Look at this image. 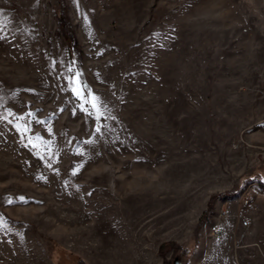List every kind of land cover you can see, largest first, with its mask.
<instances>
[{
	"label": "rangeland",
	"instance_id": "1",
	"mask_svg": "<svg viewBox=\"0 0 264 264\" xmlns=\"http://www.w3.org/2000/svg\"><path fill=\"white\" fill-rule=\"evenodd\" d=\"M174 259L264 264V0H0V264Z\"/></svg>",
	"mask_w": 264,
	"mask_h": 264
},
{
	"label": "snow or ice",
	"instance_id": "2",
	"mask_svg": "<svg viewBox=\"0 0 264 264\" xmlns=\"http://www.w3.org/2000/svg\"><path fill=\"white\" fill-rule=\"evenodd\" d=\"M69 71H71V69H69ZM79 76H80V74L76 73L75 76L73 77V79H71L69 81L73 95H75L78 99H80L82 101V103L80 104L81 110L88 112L89 110L84 107V104L88 103V104H90L91 109L93 110L92 112H89V114L90 115L95 114L97 119H99L100 115H102V113L100 111V108H101L100 98L95 96L94 94H92L90 89H87V86L79 80ZM85 92H87V97H85V95H84ZM29 115H31V114H29ZM19 119H23V117H20ZM22 130L27 132L28 128L25 126ZM99 130L100 129L97 128L98 132H99ZM37 139H39V138H37ZM20 199H23V197H21ZM8 202L12 203L11 200H9Z\"/></svg>",
	"mask_w": 264,
	"mask_h": 264
},
{
	"label": "built area",
	"instance_id": "3",
	"mask_svg": "<svg viewBox=\"0 0 264 264\" xmlns=\"http://www.w3.org/2000/svg\"><path fill=\"white\" fill-rule=\"evenodd\" d=\"M251 199V197L249 198H245V202L248 203V201ZM226 216L225 211L221 210V212L219 213V218L222 219ZM246 221L244 220L242 223L243 226H246L247 223H245ZM224 233V231L222 229H218V228H214L212 230V238H219L220 236H222Z\"/></svg>",
	"mask_w": 264,
	"mask_h": 264
},
{
	"label": "crops",
	"instance_id": "4",
	"mask_svg": "<svg viewBox=\"0 0 264 264\" xmlns=\"http://www.w3.org/2000/svg\"><path fill=\"white\" fill-rule=\"evenodd\" d=\"M221 209L223 210V207H222V205H221V207L219 208V206H217V209L215 210L217 213H216V215H219V213L221 212ZM223 220H220L219 218H216V225L213 227V229L214 228H218V229H222L223 230V228L221 227L222 226V224H218V223H220V222H222ZM223 223V222H222ZM212 229V230H213ZM211 233H212V231H211ZM210 234V233H209ZM212 235V234H211ZM213 239H215V238H213Z\"/></svg>",
	"mask_w": 264,
	"mask_h": 264
},
{
	"label": "trees",
	"instance_id": "5",
	"mask_svg": "<svg viewBox=\"0 0 264 264\" xmlns=\"http://www.w3.org/2000/svg\"><path fill=\"white\" fill-rule=\"evenodd\" d=\"M60 17V16H59ZM61 24H63L62 23V19H61V21H60V24L59 25H61ZM66 42H67V44H68V48L71 50V52H73V50L72 49H74V44L69 40V38H66V40H65ZM74 53V52H73Z\"/></svg>",
	"mask_w": 264,
	"mask_h": 264
},
{
	"label": "water",
	"instance_id": "6",
	"mask_svg": "<svg viewBox=\"0 0 264 264\" xmlns=\"http://www.w3.org/2000/svg\"><path fill=\"white\" fill-rule=\"evenodd\" d=\"M172 264H179V262L177 261V259H174Z\"/></svg>",
	"mask_w": 264,
	"mask_h": 264
},
{
	"label": "flooded vegetation",
	"instance_id": "7",
	"mask_svg": "<svg viewBox=\"0 0 264 264\" xmlns=\"http://www.w3.org/2000/svg\"><path fill=\"white\" fill-rule=\"evenodd\" d=\"M180 263V262H179Z\"/></svg>",
	"mask_w": 264,
	"mask_h": 264
}]
</instances>
